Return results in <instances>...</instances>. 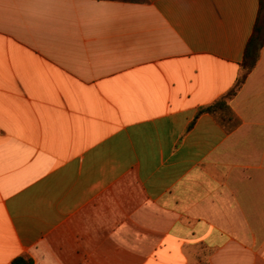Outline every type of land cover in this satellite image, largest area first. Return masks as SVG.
Segmentation results:
<instances>
[{"label": "crops", "instance_id": "0c3cea01", "mask_svg": "<svg viewBox=\"0 0 264 264\" xmlns=\"http://www.w3.org/2000/svg\"><path fill=\"white\" fill-rule=\"evenodd\" d=\"M260 0H0V264H264Z\"/></svg>", "mask_w": 264, "mask_h": 264}, {"label": "trees", "instance_id": "16d2710c", "mask_svg": "<svg viewBox=\"0 0 264 264\" xmlns=\"http://www.w3.org/2000/svg\"><path fill=\"white\" fill-rule=\"evenodd\" d=\"M97 1H120V2H133L142 3L145 0H97ZM264 47V0H260V10L258 14L257 23L254 29V33L250 38L248 46L245 51L244 60L241 64L242 73L235 87L224 97L219 99L214 104L203 107L200 109L199 114L211 113L220 116L222 121H232L235 119V115L230 107V101L238 94L243 85L245 84L249 74L256 67L261 51ZM13 264H34L32 258L27 256L18 257Z\"/></svg>", "mask_w": 264, "mask_h": 264}]
</instances>
